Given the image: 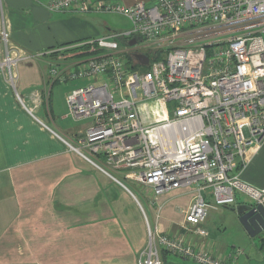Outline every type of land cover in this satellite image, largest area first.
I'll return each instance as SVG.
<instances>
[{"label": "built area", "instance_id": "built-area-1", "mask_svg": "<svg viewBox=\"0 0 264 264\" xmlns=\"http://www.w3.org/2000/svg\"><path fill=\"white\" fill-rule=\"evenodd\" d=\"M45 6L50 12L83 13L90 1L48 0ZM93 9L121 14L130 27L29 53L11 42L0 2L5 82L35 117L41 99L34 91H18L20 63L55 54L48 62L51 82L85 81L65 97L70 117L89 120L83 134L70 139L53 132L137 203L146 242L136 264H164L163 253L196 264H233L243 249L223 257L184 233H162L157 198L190 187L193 197L181 228L203 239L208 208L235 204L239 194L264 206V187L241 176L249 149L264 140V0L97 1ZM131 39L136 42L130 45ZM67 52L74 53V61L59 62ZM156 52L161 59L146 54ZM135 54L147 55V64ZM127 55L137 69L126 65ZM146 199L155 211L153 222L143 206Z\"/></svg>", "mask_w": 264, "mask_h": 264}, {"label": "crops", "instance_id": "crops-1", "mask_svg": "<svg viewBox=\"0 0 264 264\" xmlns=\"http://www.w3.org/2000/svg\"><path fill=\"white\" fill-rule=\"evenodd\" d=\"M47 1L0 0L11 42L24 51L44 53L103 36L107 33L102 26L107 23L97 18L95 3L135 2L89 0V11L77 13L50 12ZM3 53L0 40V59ZM65 56L59 62L74 61V53ZM55 58V54H44L17 66L18 91L23 95L34 91L41 99L35 117L19 105L0 72V264H136L137 252L146 242L137 203L109 177L79 162L54 134L71 139L85 129L58 123L70 117L65 97L79 81L51 82L48 62ZM241 172L244 180L264 187V140L259 148L249 149ZM192 197L190 187L158 196L156 224L162 233H184L223 257L235 248L243 249L233 264H264V231L250 237L234 209L238 203H250L248 198L237 195L235 204L210 207L201 223L208 232L203 239L181 228ZM144 202L153 222L154 208L147 199ZM162 258L164 264H196L168 253Z\"/></svg>", "mask_w": 264, "mask_h": 264}, {"label": "rangeland", "instance_id": "rangeland-1", "mask_svg": "<svg viewBox=\"0 0 264 264\" xmlns=\"http://www.w3.org/2000/svg\"><path fill=\"white\" fill-rule=\"evenodd\" d=\"M98 17L99 20L102 22V21H105L107 23L106 27L102 26L103 27V32H106L107 34L109 33H113V32H116V31H123L125 29H128L130 27V23L128 21V19L126 17H124L123 15L121 14H118V13H115V12H98ZM78 82V81H77ZM82 81H79V83H75L74 85L75 86H78L79 84H81ZM69 84V83H67ZM62 85V84H60ZM63 85H66V84H63ZM83 85V83L81 84ZM55 96L57 97V92L55 91ZM59 99L63 100V96L61 94V96H59ZM58 123H60L62 126H66L67 128L68 127H74V128H82V127H86V125L89 124V120L88 119H73L71 117H66V118H61V119H58ZM57 123V124H58ZM74 156L78 159V161L84 163V161L82 159H80L77 155L74 154ZM86 163V162H85ZM84 163V164H85ZM88 164V163H86ZM89 165V164H88ZM93 169H95L92 165H90ZM96 171L100 172L101 175H103L105 178H108V176H105L101 171L95 169ZM102 177V176H101ZM103 178V177H102ZM109 179V178H108ZM110 180V179H109ZM111 187V186H110ZM119 187V186H118ZM132 187L136 189V187L134 185H132ZM115 187H111V190L112 191H115ZM122 189V188H121ZM123 190V189H122ZM124 191V190H123ZM125 192V191H124ZM126 193V192H125ZM127 194V193H126ZM128 195V194H127ZM239 196L241 198H244L245 196L244 195H241L239 194ZM128 197H130L128 195ZM140 198V197H139ZM143 206L146 207L145 205V202H143ZM209 209V208H208ZM209 211V210H208ZM207 211V212H208ZM206 218V217H205ZM245 247V246H244ZM247 249V248H245ZM243 255V253H242ZM179 258V257H178Z\"/></svg>", "mask_w": 264, "mask_h": 264}, {"label": "water", "instance_id": "water-1", "mask_svg": "<svg viewBox=\"0 0 264 264\" xmlns=\"http://www.w3.org/2000/svg\"><path fill=\"white\" fill-rule=\"evenodd\" d=\"M135 39H131L129 44H134ZM135 58L140 64L148 62V56L145 54H135ZM239 222L244 227L250 237H254L264 231V206L253 203H238L234 207Z\"/></svg>", "mask_w": 264, "mask_h": 264}, {"label": "trees", "instance_id": "trees-1", "mask_svg": "<svg viewBox=\"0 0 264 264\" xmlns=\"http://www.w3.org/2000/svg\"><path fill=\"white\" fill-rule=\"evenodd\" d=\"M146 54L151 58V60H158V59H161V57H162L161 53H159V52H156L154 55H150L149 53H146ZM125 63H126V65H128L129 68H133V69L138 68L137 64H135V65L132 64L133 62L128 55L125 57Z\"/></svg>", "mask_w": 264, "mask_h": 264}]
</instances>
